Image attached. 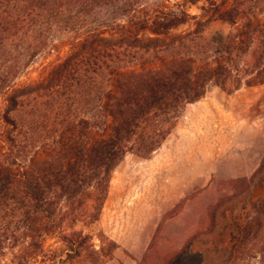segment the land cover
<instances>
[{"label":"trees","instance_id":"obj_1","mask_svg":"<svg viewBox=\"0 0 264 264\" xmlns=\"http://www.w3.org/2000/svg\"><path fill=\"white\" fill-rule=\"evenodd\" d=\"M118 1L0 0V56L10 55L12 40L72 20L74 15L65 16L74 10L91 14ZM262 1L185 0L191 5L204 2L201 14L181 8L145 12L139 18L133 14L110 38L91 33L43 78L12 87L0 109L3 241L20 246L21 254L26 251L28 262L39 260L47 238L61 244L48 258L52 264L111 259L118 247L114 241L106 240L96 250L92 236L63 230L64 221L87 226L98 222L115 168L129 153L147 158L156 152L185 107L200 101L210 85L231 94L243 85L264 84V8L254 7ZM214 20L232 26L216 47L204 36ZM190 23L189 30L180 31ZM43 36L37 33L35 41ZM235 183L244 191L218 202L209 231L196 232L188 242L219 236L213 235L219 217L222 230L230 231L232 247L215 245L202 252L184 248L165 264H228L254 234L264 217V198L253 204L256 216L243 223L229 222L226 210L219 216L217 212L228 201H252V189L264 187V159L251 178ZM146 262L147 256L140 264Z\"/></svg>","mask_w":264,"mask_h":264},{"label":"rangeland","instance_id":"obj_2","mask_svg":"<svg viewBox=\"0 0 264 264\" xmlns=\"http://www.w3.org/2000/svg\"><path fill=\"white\" fill-rule=\"evenodd\" d=\"M184 2L119 0L91 14H78L74 10L65 16L74 15L72 20L12 40L8 47L10 55L0 56V109L12 87L43 78L91 33L110 38L133 14L139 18L145 12H176L179 8L193 16L201 14L204 2L197 5ZM254 7L261 10L264 1ZM191 26V23L183 26L180 31ZM231 31L230 24L214 20L205 28L204 36L216 47ZM39 32H44V36L38 42L35 38ZM14 69L18 70L16 76ZM263 159L264 84L243 85L231 94L210 85L200 101L185 107L176 127L156 152L147 158L129 153L115 168L98 222L87 226L83 222L71 225L66 220L63 230L89 234L96 250L106 240L114 241L118 247L103 264H140L145 256L146 264H165L166 258L184 248L192 252H202L215 245L229 249L233 244L230 231L222 230L219 217L213 229V235L220 233L219 236L213 239L202 236L199 242L189 246L188 242L196 232L209 231L214 206L224 198H231L236 190L243 192L236 180L251 178L253 169ZM263 198L264 187H254L251 202L242 205L238 200L228 201L217 215L226 210L229 222H246L256 216L253 204ZM179 204L181 207L176 209ZM231 206H235L233 211ZM4 238L0 227V264H52L48 258L61 248L57 238H47L39 260L28 262L26 251L21 254L20 246L10 247ZM227 263L264 264V217Z\"/></svg>","mask_w":264,"mask_h":264},{"label":"crops","instance_id":"obj_3","mask_svg":"<svg viewBox=\"0 0 264 264\" xmlns=\"http://www.w3.org/2000/svg\"><path fill=\"white\" fill-rule=\"evenodd\" d=\"M259 162H260V160H259ZM259 167H260V165H259ZM259 167H258V165H256L255 168L253 169V172L255 173ZM253 175H254V174H253ZM253 175H252V176H253ZM249 176H251V175H249Z\"/></svg>","mask_w":264,"mask_h":264}]
</instances>
